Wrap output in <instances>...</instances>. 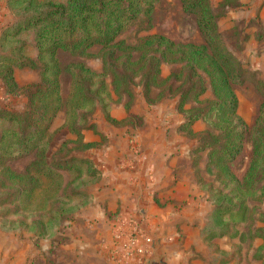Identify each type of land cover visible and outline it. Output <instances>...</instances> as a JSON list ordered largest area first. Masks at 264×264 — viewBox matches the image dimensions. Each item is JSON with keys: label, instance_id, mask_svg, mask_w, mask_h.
Here are the masks:
<instances>
[{"label": "trees", "instance_id": "1", "mask_svg": "<svg viewBox=\"0 0 264 264\" xmlns=\"http://www.w3.org/2000/svg\"><path fill=\"white\" fill-rule=\"evenodd\" d=\"M13 1L22 4L25 11L21 19L4 27L0 33V47L8 41L16 43L12 47L14 55L0 53L4 101L21 91L14 74L15 67L36 68L41 78L27 87L28 101L24 109L12 110L0 104V120L8 123L0 130V181L5 185L8 180L15 186V193L6 199L11 197L13 201L21 200L26 204L25 200L29 201L33 194L38 195L41 181L46 179L50 181L52 191L46 195L42 192L45 195L43 202L46 201L47 208L56 215L51 221L56 222L58 215L59 218L65 216L68 208L64 204L57 205L58 190L54 187L62 177L61 169L79 172L81 165L86 164L88 173H94V170L87 157L73 153L64 158L48 156L51 127L57 113L64 110V121L77 134L74 142L83 148L92 146L93 142L82 140L81 128L74 119L79 108L91 107L106 96L108 87L103 78L106 73L111 75L114 91L126 92L129 97H132L130 84L133 77L140 73L144 96L151 103L165 94L166 87L171 92L186 83L184 78L174 88L168 84L160 87L155 97L150 95L154 86H161L170 78L160 77L161 63L182 61L198 77L181 87L177 106L185 112L186 119L178 129L192 132L195 120L202 117L207 121L208 128L197 149L208 148L206 169L216 175L225 189L215 190L212 210L222 229L213 231L206 238L231 234L234 214H238L236 218L240 221L251 218L255 205H250L247 198L264 199V101L260 103L253 124L248 125L237 111L239 100L234 87L243 82L245 67L223 40L217 24L220 14L214 11L209 0H181L185 10L196 14L204 38L201 43L178 42L159 33L141 36L136 43L121 37L140 12L150 13L151 0ZM31 27L35 28L34 56L25 52V43L20 41L21 32ZM92 47L97 50H91ZM59 50L79 57L101 56L102 70H95L82 59L63 65L58 57ZM197 69L208 76L213 98L204 106L186 108L190 99L197 103L203 101L200 96L206 85ZM64 72L70 77L65 96L61 92V74ZM172 75L177 79L180 77L176 73ZM248 137L251 138V155L242 178H239L232 171L231 163ZM29 154L32 158L21 171H14L6 163L7 159ZM40 204L37 206H46ZM222 213H228V217L222 219ZM262 230V227H255L252 234L255 231L259 235Z\"/></svg>", "mask_w": 264, "mask_h": 264}, {"label": "rangeland", "instance_id": "2", "mask_svg": "<svg viewBox=\"0 0 264 264\" xmlns=\"http://www.w3.org/2000/svg\"><path fill=\"white\" fill-rule=\"evenodd\" d=\"M46 1V0H40ZM55 2H61L64 0H52ZM152 9L149 14L140 12L138 16L131 22L128 27L122 32L121 37H124L129 43H136L141 36L147 34H164L170 39L178 42H195L201 43L204 41L203 35L200 32L197 21L196 14L187 11L184 9L181 0H151ZM211 5L214 8V11L220 15L217 18L218 29L220 34L225 41L229 50H231L240 62L245 67V73L243 82L235 84V91L238 96V113L244 119V121L251 125L253 124L256 116L259 113V106L262 101H264V69L259 66L264 61H255L257 56H263L262 53L256 54V47H261L264 42L262 40H254L256 37H252L250 32H245L242 29L247 27H257V21L252 19L245 21L243 16L238 14L233 18L227 16L229 9L237 10L239 5L238 0H209ZM4 15L6 16L5 23L0 27V33L4 27H7L13 22L21 19L24 16V9L22 4H16L13 0H4ZM27 12H30L28 10ZM260 29V28H258ZM35 28L31 27L26 30H23L20 34V41L25 43V52L34 56L35 55ZM245 34V35H244ZM242 35H244L242 37ZM254 40L253 46L250 44V41ZM19 43V42H18ZM256 43V44H255ZM13 45H16L15 42L8 41L3 44V47H0V53H7L14 55L15 51L12 48ZM249 45L252 47V51L249 55H245V46ZM91 50L96 51V47H92ZM135 54V52H134ZM241 56V59H240ZM58 57L61 63L64 65L68 61L82 59L86 64L91 66L97 71L102 70V59L101 56H88V57H79L71 55L68 51L59 50ZM259 57V58H260ZM22 68L16 71V76L18 78V83L21 85V91L19 93L13 94L4 101L5 95L3 93L2 81L0 80V104L6 106L12 110H22L25 108L28 98L26 91L28 90L29 84L40 81V74L38 69L30 67H18ZM191 68L189 65H184V62H162L160 77H170L165 81V84L161 86H154L151 89L150 95L155 97L157 92L160 90V87H164L170 84L171 88H174L178 85L182 79H186V83H183L181 87H184L190 80H194L198 77V74H192ZM178 74V79L171 74ZM197 73L200 74L206 85V90L200 96L203 98L201 103L190 99L185 107L192 106H204L207 102L213 98V93L209 84L208 76L203 70L197 69ZM15 74V73H14ZM104 80L107 83L108 93L102 101H97L93 106L79 108L77 111V116L74 119V123L77 127L82 130L89 127H94L93 123L90 122L92 114L100 110L103 114V123L109 127H127L135 129L136 127H141L145 123L144 113L145 111L151 112V114H158L165 118V120H175L180 119L177 123V131L185 134L186 139L194 142V147L192 153L194 154L193 163L196 166V172L199 176V184L203 189L208 193V200L210 206L204 212L201 217L202 221L200 226V235L203 239V242L207 246V251L209 249V256H203L201 253L199 255L189 256V264H254L256 258H260V253L255 250L253 241L255 237H264V230L261 231V234H256L253 230L257 222H264V210L262 209V204L264 199L257 200L254 198H247L250 205H255V209L252 212L251 218L247 220L240 221L238 214L232 215V225L230 232L231 234H225L227 236L225 242L220 245L215 242L213 239L217 236L207 240L206 236L211 235L213 231L222 229L220 223L218 224L216 217L213 214L214 207V197L215 190L223 189L218 178L212 171L206 169V161L208 158V148H199L202 135L208 128L207 121L200 117L194 121L192 125V132L184 129H178V125L186 119V114L184 111L180 110L177 106L179 93L181 87L169 92L168 87L165 88V94L155 99L153 102L148 103L143 93V83L140 78V73L133 77L130 88L132 90V97L126 93H117L114 91L111 84V75L105 74L103 76ZM70 86V77L67 72L61 74V92L62 95H66ZM27 89V90H26ZM123 103L125 106L127 115L121 119L115 118L110 114V105L111 103ZM133 104L136 105L138 111H134ZM134 105V106H135ZM144 112V113H143ZM58 115L54 119V123L51 127L52 136L50 140V147L48 152L49 157L64 158L70 154H76L78 157H87L92 162L94 173H88L86 171V164L81 165V170L78 172L75 169H61L62 177L60 180H57L55 183V188L58 193L56 197L57 205H63L68 208L65 216H57V221L52 220L55 218L53 211H50L46 205V201L43 202L44 196L52 191V188H49L50 181L42 179L40 184V192L33 194L30 197L29 201L25 200L26 204L23 201L18 200V202L13 201L10 198L6 199L8 196L12 195L15 189V186L8 180L5 181V185L1 184L0 181V230H20L25 233H30L33 238L34 243L39 245L46 244L47 246L41 247V252L39 257L36 259L29 260L28 264H79V260L76 259L75 253L78 251L77 243L71 238L77 237L78 230H70L67 227V222L69 220H74L76 213L82 207L87 205L93 195L92 189L99 181L101 177V170L96 163L95 150L99 148L102 144L107 143V135L101 134L99 130L98 133L101 135L100 141H92L94 144L87 148L80 146L78 142L73 140L76 138V133L70 128L69 123L64 121V110H60ZM156 117V116H155ZM198 121V122H197ZM8 123L4 120H0V130L6 126ZM197 125V130H193V126ZM95 129V128H94ZM96 131V130H95ZM83 140V137H82ZM88 152V150H91ZM87 151V152H86ZM251 155V138H247L244 141L242 151L237 155V157L231 163L232 171L242 178ZM32 156L26 155L16 159H7L6 163L14 169V171H21L24 169L26 164ZM1 167V166H0ZM96 169V171H95ZM2 178V173L0 170V180ZM44 191V194L42 193ZM225 191V189H223ZM41 193V197L39 194ZM13 201V202H12ZM43 203L46 206L40 207L37 204ZM40 204V205H41ZM61 208V207H60ZM117 213H109L110 218ZM112 214V215H111ZM177 214H180L179 212ZM140 212H137L134 216L135 218L131 221V224L135 226L137 236H140L142 240L148 244H143L142 246L133 245L129 248L137 253L138 258L135 260V264H145L146 258L153 255L154 253H162L164 258L167 260L168 253H173V251L181 250L184 246L176 244L174 247H163L162 244H159L153 240L151 235H148L141 225ZM183 217L191 218L190 213H181L179 218ZM228 217V213H222L223 217ZM133 217V216H132ZM22 222H18V221ZM50 220V221H49ZM52 224V225H51ZM131 225V227H132ZM193 225H196L193 222ZM192 225V226H193ZM17 227V228H16ZM261 228V227H257ZM133 229V228H131ZM244 234L240 235V232ZM69 232V233H68ZM71 234V235H70ZM119 235V234H118ZM150 236V237H149ZM149 237V238H148ZM116 238L113 239L116 241ZM206 238V239H205ZM148 239V240H147ZM151 239V240H150ZM112 240V237H111ZM112 249L118 255L120 252L118 249H114V241H111ZM50 244V246H48ZM111 245V244H110ZM223 246L226 249H222ZM127 245H124V251H126ZM196 251L194 245L186 246L185 251ZM170 258V255H169ZM88 263L89 261H85Z\"/></svg>", "mask_w": 264, "mask_h": 264}, {"label": "crops", "instance_id": "3", "mask_svg": "<svg viewBox=\"0 0 264 264\" xmlns=\"http://www.w3.org/2000/svg\"><path fill=\"white\" fill-rule=\"evenodd\" d=\"M238 1L237 10L229 9L227 16L233 18L240 14L245 21L256 20L257 27H247L242 31L250 32L252 37H256L254 40L264 42V0ZM3 2L0 0V27L7 16L3 13ZM254 40L250 41L252 46ZM252 50L246 45L244 56ZM255 52V55H263L257 56L255 61H264V44L256 47ZM258 64L264 69V62ZM19 69L22 68L14 69L17 81L16 71ZM134 105V111H138ZM150 111L143 112V126L127 130L125 126L108 128L103 123V114L97 110L90 120L94 127L82 130L85 142L100 141V133L106 134L108 141L95 150L101 177L92 189L91 201L78 210L74 220L67 222L68 229L78 230L76 238L70 235L77 243L75 256L79 264H135L137 253L133 250L125 252L124 245L129 241L131 221L137 212L142 214L139 218L141 225L153 240L163 247L184 246L181 250L168 253V264H189L191 253L209 256V249L207 251L200 235V220L210 202L207 191L198 182L199 176L193 163L194 142L177 131L180 119L165 120L161 114H151ZM110 114L121 119L127 112L123 103L113 102ZM196 126L193 130L200 129ZM115 211L117 213L110 218L109 213ZM178 212L190 213L191 218L183 215L179 218ZM256 226L264 230V222H257ZM115 235L119 237L116 241L113 239ZM226 239L227 236H222L213 240L220 245ZM111 241H114V249L120 251L118 255L111 251ZM144 243L148 244L136 236L132 244L142 246ZM189 245H194L196 251H185ZM253 245L261 255L254 264H264V237H255ZM45 246L34 243L30 233L17 229L0 230V264H28L31 258L39 257L41 247Z\"/></svg>", "mask_w": 264, "mask_h": 264}, {"label": "water", "instance_id": "4", "mask_svg": "<svg viewBox=\"0 0 264 264\" xmlns=\"http://www.w3.org/2000/svg\"><path fill=\"white\" fill-rule=\"evenodd\" d=\"M145 264H168L162 253H154L146 258Z\"/></svg>", "mask_w": 264, "mask_h": 264}, {"label": "built area", "instance_id": "5", "mask_svg": "<svg viewBox=\"0 0 264 264\" xmlns=\"http://www.w3.org/2000/svg\"><path fill=\"white\" fill-rule=\"evenodd\" d=\"M132 225V224H131ZM131 228H133V229H131ZM130 228V231H129V238H128V242L126 243V245H127V247H126V251L128 252V250H129V248L131 247V246H133V242L135 241V239H136V236H137V234H136V230L134 229L135 228V226L134 225H132V227Z\"/></svg>", "mask_w": 264, "mask_h": 264}]
</instances>
